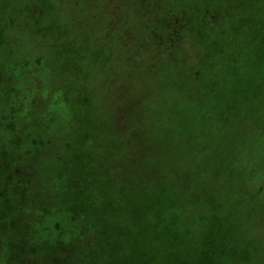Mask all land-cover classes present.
I'll list each match as a JSON object with an SVG mask.
<instances>
[{"label": "rangeland", "instance_id": "rangeland-1", "mask_svg": "<svg viewBox=\"0 0 264 264\" xmlns=\"http://www.w3.org/2000/svg\"><path fill=\"white\" fill-rule=\"evenodd\" d=\"M82 1L60 7L49 0H0V111L13 124L15 140L39 135L63 143L58 160L53 157L72 192L91 180L99 192L94 200L104 205L102 189L118 184L110 177L115 165L135 177L129 194L112 205L124 212L131 204L151 206L135 225L128 216L120 221L126 232L115 239H129L98 251L99 264H264V0H154L158 8L151 3L144 11H127L129 0L118 2L116 27L128 35L147 11L190 22L201 48L196 81L174 57L168 61L166 44L160 51L155 38L147 46L144 38H129L117 71L107 62L119 44L117 29L109 30L101 3L93 9L100 12L99 26L91 28L95 13L84 11ZM182 50L193 66L194 47ZM118 80L149 113L150 149L135 161L116 143L126 139L113 127ZM144 189L150 193L144 196ZM239 204L258 216H241ZM242 224H249L248 233Z\"/></svg>", "mask_w": 264, "mask_h": 264}, {"label": "trees", "instance_id": "trees-1", "mask_svg": "<svg viewBox=\"0 0 264 264\" xmlns=\"http://www.w3.org/2000/svg\"><path fill=\"white\" fill-rule=\"evenodd\" d=\"M64 1L49 0L51 5H61L60 7L68 2L63 3ZM119 1L121 0L82 1L84 11L98 9V3H101L108 15L106 22L109 30L112 27L117 29L116 38L119 44H113L115 50L107 58V62H112L115 64L116 70L121 71L119 68L121 65L124 67L125 59H127L125 51L130 50L127 45L129 38L134 40L144 38L146 46L152 38H155V40L160 39L156 44L160 51L162 48L164 49L162 44H166L165 49L168 52H164V54H170L168 61L174 57L175 62L185 68L190 80H199L200 70L196 52L197 50L201 51V48L196 42H193V31L187 26L190 25L188 24L190 22L184 24L183 19L171 13L158 17L156 10L147 11L143 12L141 16H137L136 22L134 21L136 27L133 29L132 35H128L125 30L122 31L116 27L121 23L122 17L118 11ZM134 1L129 0L124 9L130 11L137 6L143 11L151 10V3L156 4L154 0L150 3L147 0H137L136 3ZM34 6L37 5L33 4ZM156 8H158L157 4ZM90 12L87 13L92 16ZM93 12L95 16H92L94 20L91 28L99 26L97 19L100 12ZM202 17L203 14L200 15V20ZM65 35L67 38L70 33L66 30ZM186 44L194 47L196 61L193 66H187V63L182 59V47ZM112 49L113 47H110V52ZM124 84L126 83L117 81V93L112 103L113 127L116 135L122 133L126 136L123 141L116 142L119 145L118 148L135 161L138 154H143L142 152L150 149L148 141L151 139H148L149 126L147 124L149 113L137 105L138 96L135 92L122 91ZM119 96H122L120 100ZM115 106H119L121 109L123 117L120 119L115 115ZM22 122L24 121L22 120ZM12 130H14V126L7 119L5 111H0V264H42L43 260L55 264L52 262L54 255L58 257L57 264H99L98 251L113 248L119 243L128 241L129 235L128 239H125V236L122 239H115L118 235L126 232V229L120 227V221L128 216L135 225L134 218L144 215V209L147 210V206H151L131 204L130 209L124 212L112 205L111 202L114 199L129 194L128 191L131 188L129 185L135 180L132 173L129 175L126 173V169L120 170L121 166L115 165V170L111 172L112 176L110 177L117 180L118 184L108 189H102L107 203L100 205L94 200V194L97 196L99 192L95 190L91 180H87L80 191L74 192L63 183L64 180L60 181V177H58L59 165L53 156L58 160L57 155L64 150L63 143H51L39 135H31L27 141L25 139L15 140L11 135ZM47 143H51L53 147H48ZM83 152H85V148ZM48 155H50L49 159ZM73 175L77 176V173L73 172ZM142 176V180L145 182L148 175L143 174ZM31 178H34V181H31ZM165 178L166 176L162 177V179ZM161 191L164 196L168 193V191ZM141 193L145 196V193H150V190L144 189ZM73 199L74 205L72 204ZM237 209L241 216L247 218L255 214L258 216L257 212L247 204H239ZM225 212L226 207H224L223 214L226 216ZM248 226L249 224H242L243 233H248ZM260 229L262 232L264 231L263 227ZM129 232L127 233L129 234ZM214 242L216 244L218 242L217 229L214 232Z\"/></svg>", "mask_w": 264, "mask_h": 264}]
</instances>
